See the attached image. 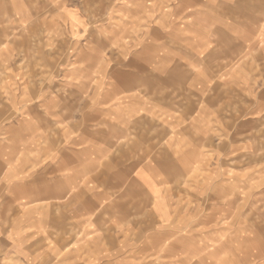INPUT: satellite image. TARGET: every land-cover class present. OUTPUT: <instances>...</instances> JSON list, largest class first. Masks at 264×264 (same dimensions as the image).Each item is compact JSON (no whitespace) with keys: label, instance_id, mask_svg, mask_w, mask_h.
I'll use <instances>...</instances> for the list:
<instances>
[{"label":"clouds","instance_id":"1","mask_svg":"<svg viewBox=\"0 0 264 264\" xmlns=\"http://www.w3.org/2000/svg\"><path fill=\"white\" fill-rule=\"evenodd\" d=\"M158 10L159 25L148 15ZM258 38L264 0H0V202L49 199L58 221L99 215L106 231L113 212L143 207L128 182L137 167L179 189L194 164L224 149L225 167L215 166L224 179L198 195L219 207L243 194L248 211L189 264H264V191L253 192L264 189ZM21 158L31 167L14 175ZM73 193L79 207L63 199ZM5 238L12 246L0 243V261L30 264L14 235Z\"/></svg>","mask_w":264,"mask_h":264},{"label":"crops","instance_id":"2","mask_svg":"<svg viewBox=\"0 0 264 264\" xmlns=\"http://www.w3.org/2000/svg\"><path fill=\"white\" fill-rule=\"evenodd\" d=\"M9 5L15 19L16 6ZM148 15L156 19L158 25L160 24L159 10L155 13L149 12ZM262 43L264 41L258 38L257 46ZM160 119L163 122L169 117L162 116ZM169 131L171 132V129ZM40 142H43L42 138ZM183 147V144L175 143L177 151L183 150ZM219 151L220 156L208 153L202 157L188 174L192 176L198 173L202 178L203 183L199 185L202 189L206 187L208 178H217L215 163L221 161L222 165L224 159V149ZM210 162L214 163L213 168ZM29 167L31 164H26L21 158V163L13 174L23 175ZM223 179L221 177L220 182ZM0 180H3V173H0ZM128 182L140 189L142 198L146 200L140 212H147L148 217L143 215L144 217L141 216L137 220L136 213L113 212L107 221L105 231L101 226L102 216L88 213L72 215L69 217L72 223L69 224L67 220H57L59 210L53 207L49 199L38 197H22L19 201L9 199L0 202L4 205L2 217L4 237H0V243L5 249L10 248L12 241L5 237L14 235V239L28 253L30 264H189L190 257L198 248L199 235H168L160 228L169 221L170 212L178 208L177 191L169 190L168 183L158 182L153 171L146 167H137ZM81 183L89 190L97 187L96 181L90 176H85ZM74 197L75 193L66 195L63 199L79 207ZM96 206L90 199L86 202V207L91 210ZM178 225V228L183 226L181 222ZM169 239H172L175 245L167 244ZM191 262L193 263V260ZM0 264L3 262L0 261Z\"/></svg>","mask_w":264,"mask_h":264},{"label":"rangeland","instance_id":"3","mask_svg":"<svg viewBox=\"0 0 264 264\" xmlns=\"http://www.w3.org/2000/svg\"><path fill=\"white\" fill-rule=\"evenodd\" d=\"M4 14H6L10 20H14L10 5L6 6ZM213 164L214 163H211V168H213ZM220 167L223 169L225 167L224 163L220 165ZM230 171L232 173L239 172L241 168L233 167ZM244 171L247 170L244 169ZM201 179L198 173L192 176L188 175L184 184L181 185L179 189L174 187L171 183H168L169 190L174 189L179 194V205L176 211L173 210L170 212L169 221L165 222L164 226L160 227L161 231L168 235H199L200 242L194 254L212 249L213 244L216 243L217 234L220 233V230L227 229L232 224L242 222L244 213L248 211V208H245L243 212L239 210L240 202L245 199L243 194L239 195V197L231 195L230 199L220 198L217 201L219 207L215 205L206 206L203 198L198 195V193L203 190L202 187L199 186L203 183ZM208 181H212L214 184L221 183L220 179H214V177L208 178L206 183ZM136 191L137 195L140 197V204L143 206L146 200L142 198L138 186L136 187ZM262 191H264V189H253V192L257 193ZM225 205H228V207H225ZM143 215L148 217L147 212H136V219H140ZM176 219L178 220L175 222ZM179 222L183 224L181 228H178ZM171 240L172 239H169L166 243L175 245ZM191 264H197V262L193 260Z\"/></svg>","mask_w":264,"mask_h":264}]
</instances>
